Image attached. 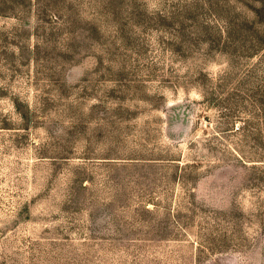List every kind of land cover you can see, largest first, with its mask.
Here are the masks:
<instances>
[{
  "label": "rangeland",
  "instance_id": "rangeland-1",
  "mask_svg": "<svg viewBox=\"0 0 264 264\" xmlns=\"http://www.w3.org/2000/svg\"><path fill=\"white\" fill-rule=\"evenodd\" d=\"M0 264H264V0H0Z\"/></svg>",
  "mask_w": 264,
  "mask_h": 264
}]
</instances>
